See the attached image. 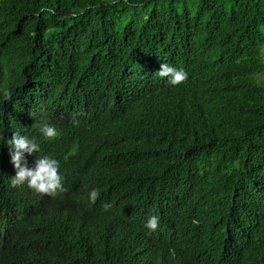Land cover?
<instances>
[{
    "label": "trees",
    "instance_id": "1",
    "mask_svg": "<svg viewBox=\"0 0 264 264\" xmlns=\"http://www.w3.org/2000/svg\"><path fill=\"white\" fill-rule=\"evenodd\" d=\"M0 129V264H264V0H0Z\"/></svg>",
    "mask_w": 264,
    "mask_h": 264
},
{
    "label": "clouds",
    "instance_id": "2",
    "mask_svg": "<svg viewBox=\"0 0 264 264\" xmlns=\"http://www.w3.org/2000/svg\"><path fill=\"white\" fill-rule=\"evenodd\" d=\"M156 74L161 78H167V82L172 85L179 84L186 78L183 69L174 68L167 63H161ZM39 133L46 139H52L58 135L53 125L43 121L39 125ZM3 140V130L0 129V141ZM4 142L9 146L11 162L8 163L9 171L7 174L12 185H22L21 187L32 189L35 191L34 193L45 199H50L57 191L63 190L62 176L58 172L59 163L55 158L49 155H41L34 159L31 167L27 166L26 163H22L26 153L31 155L33 152L39 151V144L35 138H28L18 132H12L11 138ZM62 149L63 152H71L79 149V145L68 144L64 145ZM97 196L98 192L94 188L88 192L90 201L94 202ZM107 207L108 205H105V208ZM158 220L157 215H150L144 227L149 231H154L157 228Z\"/></svg>",
    "mask_w": 264,
    "mask_h": 264
}]
</instances>
